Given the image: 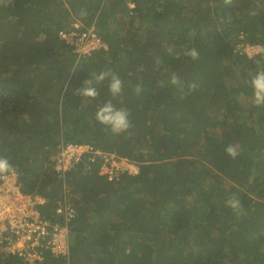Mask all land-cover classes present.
I'll list each match as a JSON object with an SVG mask.
<instances>
[{
  "label": "trees",
  "instance_id": "16d2710c",
  "mask_svg": "<svg viewBox=\"0 0 264 264\" xmlns=\"http://www.w3.org/2000/svg\"><path fill=\"white\" fill-rule=\"evenodd\" d=\"M75 22L108 50L78 58L60 37ZM242 44L264 47V0H0V157L23 191L47 199L45 215L64 199L75 207L69 264H264V107L247 86L259 57ZM192 47L196 61L183 55ZM103 70L122 80L119 96L108 79L95 100L75 94ZM109 100L130 112L127 132L95 120ZM62 142L139 171L110 181L85 158L61 175ZM44 255L35 264L67 260ZM0 264L28 263L0 252Z\"/></svg>",
  "mask_w": 264,
  "mask_h": 264
},
{
  "label": "built area",
  "instance_id": "2783aa9c",
  "mask_svg": "<svg viewBox=\"0 0 264 264\" xmlns=\"http://www.w3.org/2000/svg\"><path fill=\"white\" fill-rule=\"evenodd\" d=\"M75 29L60 32V37L73 48L78 58L92 57L95 53L108 50L109 45L95 31L94 26L78 31L81 23L75 22ZM259 48V47H257ZM260 49V48H259ZM250 54V53H249ZM85 158L101 162V172L108 180H116L124 172L137 174L139 166L126 158L96 148L89 143L62 142L54 156L55 170L61 175L74 168ZM90 169V164L86 165ZM47 199L42 195L23 191L17 171L11 167L0 174V252L21 258L28 264H35L45 258L49 251L54 257H65L69 264V223L77 211L65 199L57 202L51 215H45L40 206Z\"/></svg>",
  "mask_w": 264,
  "mask_h": 264
},
{
  "label": "clouds",
  "instance_id": "9594fccd",
  "mask_svg": "<svg viewBox=\"0 0 264 264\" xmlns=\"http://www.w3.org/2000/svg\"><path fill=\"white\" fill-rule=\"evenodd\" d=\"M224 6L232 7L233 0H223ZM183 55L196 61L200 58V52L197 48H187ZM254 56L259 59L254 60L255 67L247 80V86L252 91V100L256 107H264V47L258 49ZM159 64V61H157ZM108 79V91L113 97L119 96L123 91V82L118 75L110 70H103L99 74L90 73V77L83 81L82 87L75 89V94L89 100H95L99 96L96 85ZM171 85H180V78L175 74H171L169 78ZM190 90L197 88L195 82L187 85ZM140 86H137V93L140 92ZM130 112L127 108L116 107L110 100L106 101L97 108L95 120L108 127L114 134L127 132L131 128L129 119ZM226 154L235 159L239 156L238 145L229 144L225 148ZM9 160L5 157H0V173L8 172L11 169ZM226 206L236 209L240 206V201L235 196L226 201Z\"/></svg>",
  "mask_w": 264,
  "mask_h": 264
},
{
  "label": "rangeland",
  "instance_id": "374dc122",
  "mask_svg": "<svg viewBox=\"0 0 264 264\" xmlns=\"http://www.w3.org/2000/svg\"><path fill=\"white\" fill-rule=\"evenodd\" d=\"M245 46V44H242L240 47ZM259 48L255 47V46H248L246 45L244 48H242L243 51L250 53L251 55H253Z\"/></svg>",
  "mask_w": 264,
  "mask_h": 264
}]
</instances>
